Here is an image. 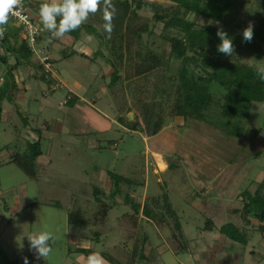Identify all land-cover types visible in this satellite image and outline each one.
<instances>
[{"label": "rangeland", "instance_id": "374dc122", "mask_svg": "<svg viewBox=\"0 0 264 264\" xmlns=\"http://www.w3.org/2000/svg\"><path fill=\"white\" fill-rule=\"evenodd\" d=\"M152 1L165 8L173 5L167 0ZM236 2L239 7L233 13L237 22L244 29L249 22L257 26L264 16V0ZM30 12L39 18L36 10ZM141 15L151 18L153 13L144 9ZM188 18L193 20L195 15L189 14ZM198 23L207 21L200 18ZM85 24L98 28L97 22L90 19ZM12 26L9 22L8 27ZM155 32L161 35L163 25H158ZM164 34L178 32L169 30ZM79 42L87 44L93 53L79 50L78 55L65 58V53L77 48L68 35L49 37L44 42L45 54L41 56L48 52L54 61V74L49 79H42L43 65L38 56L14 71L25 98L17 107L9 101L4 103L0 127V240L9 259L17 264H24V257L29 264H85L88 255L98 252L106 264H113L107 260L109 257L118 264H128L134 241L126 237L120 220L132 212L126 200L131 192L141 204L148 197L168 194L189 241L188 252L175 253L170 230L143 218L138 234L147 236L150 246L146 255L151 257L136 264H264V233L257 220L247 225L233 216L221 218L225 223L237 222L248 228L251 241L247 246L223 241L218 230L200 231L206 226L209 211L226 214L229 209H241L242 193L247 188L254 191L264 180V132L258 138H231L205 122L174 119L169 115L171 107L166 109L165 105L162 109L167 117L159 135L148 137L140 128L134 131L129 120L120 117L133 109L134 94L128 85H140V79L128 85L124 80L115 84L110 74L114 68L108 61L110 51L90 34L89 28L83 30ZM156 42L160 53L169 52V44L160 39ZM0 50H4L7 66L16 63L14 55L8 57L5 49ZM165 59L164 56V70L170 68L166 75L177 77L180 62L172 58L168 64ZM243 59L248 65L262 61L248 56ZM2 66L7 73V66L0 61ZM121 72L124 77L126 69ZM0 81L1 88L3 80ZM171 86L172 93L175 85ZM261 106L264 105L254 104L245 123L249 128H264V115H259L264 114ZM106 124L109 129H105ZM37 141L42 155L37 159V178L31 179L6 162L10 153H27L29 145ZM170 161L179 165L178 172L168 171ZM116 176L136 184H121L118 193ZM96 188L101 193L96 194ZM97 198L108 212L105 221L98 224L103 208ZM74 210H80L90 224L68 225L67 215ZM45 228L57 237L47 261L36 259L28 239Z\"/></svg>", "mask_w": 264, "mask_h": 264}, {"label": "trees", "instance_id": "16d2710c", "mask_svg": "<svg viewBox=\"0 0 264 264\" xmlns=\"http://www.w3.org/2000/svg\"><path fill=\"white\" fill-rule=\"evenodd\" d=\"M26 1L30 10L34 9L37 12H39L40 5L45 3ZM167 1L173 5L165 8L158 2L150 0H113L117 11L113 20L114 29L111 38H108L107 33L103 31L102 6L101 11L88 18L94 23L97 22L98 28L84 23L81 28L66 35L73 38L75 44L80 41L83 30L89 28L90 34L99 39L110 51L108 61L114 68L112 78L116 81L115 84L123 80L130 84L140 79V85L132 87L127 84L134 94L133 110L137 109L139 112V116L129 123L130 128L134 130L140 128L149 137L156 136L165 127L167 113L164 115L163 112L166 111L162 109V105H165L166 109L171 107L170 117L182 118L185 123L193 119L221 129L231 138H244L248 135L258 138L263 134L264 128H249L245 123L250 119L255 103L264 105V81H261L256 74V69L264 66V16L254 27L252 42L247 43L243 42L244 28L237 22L233 13V10L239 7L236 0ZM144 9L150 10L153 16L143 18L141 12ZM189 14H194L195 18L190 20ZM200 18H204L207 23L199 24L198 19ZM38 21L42 30L37 43L45 52L44 42L52 35L43 29L40 18ZM158 25H163L164 32L161 35L155 32ZM218 26L222 27L233 40L235 52L232 56H226L217 51V45L221 42L216 34ZM169 30H176L178 35H165L164 33ZM157 39L170 45L168 53L162 54L156 49ZM4 45H8L6 53L14 55L16 63L7 66V57L0 55V61L7 66V73L5 72L6 76L4 74L2 77L3 84L0 88V127L4 103L9 101L16 107L18 106L17 97L21 88L17 84L14 71L37 56L27 40L22 38L21 30L19 28L15 30L14 24L12 27H7L6 36L0 48L4 49ZM44 52L42 54H45ZM75 55H78V52L73 48L70 53L64 54L65 58ZM47 56L50 57L48 52ZM81 56L87 57L85 54ZM164 56L167 62L172 58L180 62L177 77L166 75L170 68L164 70L162 66ZM245 56L262 61L259 65H248L244 62L243 57ZM50 62L53 66L54 61L50 60ZM123 69H126L124 77L121 72ZM51 75L53 74L47 73L43 67L42 79H49ZM171 85H175L172 93ZM5 87L7 88L4 89ZM172 97H174L173 102L170 103ZM158 108L160 111L157 112ZM260 108L264 109V106ZM19 111L20 109L18 113ZM124 118L128 121L127 117ZM41 155V143L37 141L29 145L27 153H10L7 164L16 165L28 177L36 179L37 159ZM168 165V171L178 172L177 163L170 161ZM115 181L118 193L121 184H136L123 176H116ZM256 186L254 191L247 188L242 193L243 207L241 209H229L226 214L219 213L217 210L209 211L210 216L206 226L200 231L218 230L226 240L247 246L251 241L250 232L241 223L249 225L255 219L259 223V230L264 233V180ZM99 192L100 190L96 188L95 193ZM97 199L102 206V201ZM126 200L131 205L132 212L126 214L120 220V224H123L126 237L134 241L128 264H136L140 259L151 257L146 255L150 246L147 236L141 237L138 234L140 221L143 218L161 229L170 230L171 240L175 244L173 248L175 253L188 252L189 241L185 239L181 218L171 204L168 194L148 197L141 204L132 197L130 192ZM102 208L103 210H100L102 217L98 218L97 224L104 222L107 217V207L103 205ZM224 216H233L232 218L242 221L241 223H225L221 219ZM67 221L68 225L79 226L88 225L91 222L84 218L80 210L69 212ZM97 235H101L100 232H97ZM78 250L85 253L92 251L91 249ZM107 260L118 264L111 257ZM0 264H17L7 256L1 240Z\"/></svg>", "mask_w": 264, "mask_h": 264}, {"label": "clouds", "instance_id": "9594fccd", "mask_svg": "<svg viewBox=\"0 0 264 264\" xmlns=\"http://www.w3.org/2000/svg\"><path fill=\"white\" fill-rule=\"evenodd\" d=\"M22 0H0V38H3L4 31L12 15L17 10ZM103 11V31L111 38L114 29L113 20L116 15V7L113 0H50L40 5L39 18L43 29L50 32L53 38H63L66 34L76 31L87 22L90 15ZM217 36L220 43L217 51L226 56H232L235 52L233 40L228 33L220 26L217 27ZM243 42L251 43L254 37V24L249 22L242 32ZM256 74L261 81H264V66L256 69ZM29 239L30 250L33 251L37 260L43 258L48 260L57 237L46 228L33 233ZM24 264H29L27 257H24ZM85 264H106L104 257L93 252L85 258Z\"/></svg>", "mask_w": 264, "mask_h": 264}, {"label": "built area", "instance_id": "2783aa9c", "mask_svg": "<svg viewBox=\"0 0 264 264\" xmlns=\"http://www.w3.org/2000/svg\"><path fill=\"white\" fill-rule=\"evenodd\" d=\"M9 22L13 23L17 28L21 30L22 38L27 40L32 51L40 58V63L43 65L45 71L47 73L54 74L53 66L50 62V57H48L47 55L43 57L41 56L44 51L41 49V47L38 46L37 43L38 38L41 35V25L38 19H36L35 16L31 14L26 0H22L21 5L17 10V14L12 15L9 19ZM7 27L8 24L4 26V36L3 38H0V46L5 39Z\"/></svg>", "mask_w": 264, "mask_h": 264}, {"label": "crops", "instance_id": "0c3cea01", "mask_svg": "<svg viewBox=\"0 0 264 264\" xmlns=\"http://www.w3.org/2000/svg\"><path fill=\"white\" fill-rule=\"evenodd\" d=\"M150 1H152V0H150ZM16 27V26H15ZM17 28V27H16ZM77 45V48H76V52H78L79 50L80 51H82V52H86L87 53V51H90V52H92L93 53V51H92V49L89 47V46H87V44H84V43H82V42H77V43H75L74 44V46H76ZM8 46V45H7ZM7 46H5V51H6V47ZM1 49H3V48H1ZM73 49H74V47H73ZM89 49V50H88ZM3 53H4V50L3 51H1L0 50V55H2L3 56ZM97 54V53H96ZM8 55V54H7ZM11 54H9L8 55V57L10 56ZM96 56V55H95ZM88 57V56H87ZM72 58V57H71ZM25 66V65H24ZM24 66H22V67H24ZM3 67V66H2ZM6 70L4 69V67L3 68H0V74H1V76H0V80H2V77H3V75L5 74L4 72H5ZM113 73V70H112V72L110 73V74H112ZM18 74V73H17ZM1 82L2 81H0V84H1ZM126 82V84H128L129 82H127V81H125ZM20 87V86H19ZM21 88V87H20ZM24 98H25V96L23 95V93H19V95H18V97H17V104L19 103V102H21V100H24ZM4 114H5V110H3V116H4ZM23 115H24V113H22ZM122 116L120 117L121 119H124V117H127L128 118V120H129V122H133L134 120H135V118H136V111L135 110H133V109H131V110H127L126 112H125V114L123 115V114H121ZM2 116V117H3ZM120 123H122L121 121H119ZM118 121L116 122L115 121V124H118L119 123ZM98 126L99 125H97V130H98ZM106 127H105V129H109V126H108V124H106L105 125ZM100 128V127H99ZM101 129V128H100ZM99 131V130H98ZM135 131V130H134ZM146 134V133H145ZM147 135V134H146ZM157 135H159V134H157ZM156 135V136H157ZM149 137V136H148ZM153 137H155V136H153ZM8 159H9V157H8ZM8 159H7V162H8ZM6 162V163H7ZM17 210H20V207L17 209ZM220 235V234H219ZM220 237H222V236H220ZM223 238V237H222ZM223 241H226L225 240V238H223ZM167 256V255H166ZM165 257V256H164Z\"/></svg>", "mask_w": 264, "mask_h": 264}]
</instances>
